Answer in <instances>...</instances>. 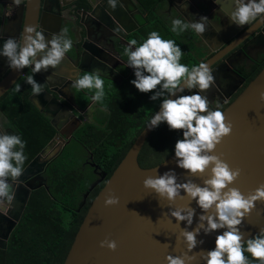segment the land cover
<instances>
[{
  "label": "clouds",
  "instance_id": "clouds-1",
  "mask_svg": "<svg viewBox=\"0 0 264 264\" xmlns=\"http://www.w3.org/2000/svg\"><path fill=\"white\" fill-rule=\"evenodd\" d=\"M108 2L115 9L117 0ZM14 3L19 6L22 0H14ZM215 3L218 4L219 0ZM233 5L234 10L226 13L232 24L240 28L247 25L249 29L264 24V0H233ZM207 30V17L193 16L190 20L173 17L170 20V32L177 36L190 31L202 37ZM73 46L67 29L47 39L42 30L26 26L20 41L9 37L3 42L0 57L6 58L8 68L15 72L31 69L33 74L27 75L25 82L30 85L32 96L36 97L43 93V85L36 81L34 74L57 68ZM184 55L175 40L162 38L158 31L148 33L141 43L132 39L123 48L127 66L135 76L130 83L140 93L151 94L152 102H158L159 110L149 117L145 129L154 130L166 124L169 131L182 132V138L174 146L176 166L194 177L208 176L202 186L191 180L180 183L174 170L160 175L156 167L152 171L157 175L144 180L145 189L166 199L170 205L186 197L201 210L198 223L191 231L189 229L197 216L195 208L170 212L177 224H186L181 236L187 251L180 256L167 255L166 264H193L197 256L189 253H196L194 250L204 243L197 239L202 233L205 236L221 233L216 236L213 250L197 253L203 264H264V229L247 239L241 232L244 221L256 210L257 204L264 203V185L248 195L233 186L240 179L241 170L233 169L214 154L233 131L224 112L219 106L210 107L205 95L214 86L215 77L207 63L200 62L191 68L181 63ZM72 76V89L77 93L85 92L93 105H100L101 110L107 111L104 103L106 73L95 68L90 72H74ZM15 91L20 92L21 86L16 85ZM260 99L264 101V93ZM34 102L39 106L38 101ZM26 147L22 135L0 132V206L10 207L14 203V184L25 171ZM118 204L119 199L114 195L105 200L106 207ZM100 246L113 252L117 249L115 241L105 240Z\"/></svg>",
  "mask_w": 264,
  "mask_h": 264
},
{
  "label": "water",
  "instance_id": "water-1",
  "mask_svg": "<svg viewBox=\"0 0 264 264\" xmlns=\"http://www.w3.org/2000/svg\"><path fill=\"white\" fill-rule=\"evenodd\" d=\"M169 1L176 6V0ZM108 3V0H104L103 6L105 7ZM41 8L42 0H26L24 27H43L44 22L40 21ZM105 9L110 11L107 7ZM219 10L222 16L228 19L226 13H231L234 10V5L222 2L219 4ZM258 25L263 26L264 24ZM245 27L248 26L246 25ZM46 33L49 32L46 31ZM20 38L22 39V35ZM4 41L5 39L3 41L0 40V47H2ZM231 48L230 46L225 53L229 54L230 51L235 49ZM82 50L76 51L75 58L72 59L75 62L73 67L74 72L83 64L85 55L93 54L91 51H87L85 47ZM97 51L103 52V55L105 54V51L99 46ZM214 51L217 53L219 50ZM95 55L98 62H105L100 55ZM95 55L93 54L94 57ZM223 57L219 54L211 59L205 58L202 62L209 64L214 75L219 67L213 68V66ZM71 66V61H67V58H65L57 68H50L48 73L43 72L45 75L38 73V76L46 82L49 91L43 90V93L39 96H32L31 101L34 102L36 98L42 97L46 105H59L62 106V112H67L65 106L53 96V93L58 94V91L48 80V77L52 75L53 77L58 76L63 78L66 76L65 72L69 71ZM24 74L25 69L22 72L12 71L6 77H0L2 79L0 82V100L13 89ZM216 83L215 80L214 86ZM214 86L211 88L213 89ZM262 93H264V68L223 111L227 122L232 125L233 131L231 136L227 137L214 153L225 160L233 169L238 168L241 170V177L233 186L245 195L254 192L256 188L264 185V101L260 99ZM189 94L191 93H187V95ZM0 113L5 116L1 108ZM52 125L59 133L56 136V140L64 142L61 137L63 133L61 132L59 123H52ZM154 131L155 129H144L126 157L107 181L105 187L95 198L75 237L64 264H166L165 258L167 255L180 256L187 251V246L181 236V232L185 230L186 224H177L174 218L171 217L170 212L180 208H195L197 216L194 218L192 228L189 229L191 231L195 229L196 223H198L201 210L195 202L192 203L186 197L183 200L177 199L174 204L170 205L166 199L145 189L144 180L149 176H156L157 173L163 175L165 172L174 170L178 175L180 183L191 180L202 186L203 181L208 176L194 177L185 172V170L179 169L176 166L174 155L157 166V173L152 171L154 168L143 169L139 164V156ZM52 160H48V163ZM39 164H41L40 157L36 158L25 169L24 174L16 182L18 183L16 194L21 190L26 193L24 209L32 193L37 188L46 187V184L37 188L28 185L29 181L37 175V166ZM93 168L99 180L96 181L84 197L78 212L86 206L90 193L107 178V175L101 172L96 164L93 165ZM44 171L45 166L42 165L38 173ZM109 195H114L119 199L117 206H105V200ZM19 219L17 220L19 221ZM261 229H264V203L257 204L256 210L244 221L241 232L247 239L255 237ZM218 234L221 233H213L210 236H205L202 233L197 238L198 241L203 240L204 243L198 245L197 249L194 250L196 253H189V255L197 256L193 264H203L197 253L213 250ZM105 240L115 241L117 244L116 251H110L106 247L102 248L100 246L101 242Z\"/></svg>",
  "mask_w": 264,
  "mask_h": 264
},
{
  "label": "flooded vegetation",
  "instance_id": "flooded-vegetation-1",
  "mask_svg": "<svg viewBox=\"0 0 264 264\" xmlns=\"http://www.w3.org/2000/svg\"><path fill=\"white\" fill-rule=\"evenodd\" d=\"M103 1L42 0L40 21L44 23L43 29H38H42L47 39L62 29H67V35L73 40L74 46L66 56L67 61H71L72 64L71 69L65 72L66 76L61 78L49 75L52 77L49 81L58 91V94L54 92L53 96L65 106L67 112H62V106L46 105L42 97L35 100L38 101L39 106L33 102L38 111L49 119L51 125L52 123H59L64 142L56 140L59 133L52 125L56 130V135L50 147L38 156L41 158V164L37 166V175L28 183L30 187L37 188L46 184L44 176L49 164L69 147L71 149L78 147L84 151L86 162L89 165L93 162L92 153L87 151L79 137L84 127L98 124L107 113L101 110L98 105H93L88 94L85 92L77 93L71 87L75 65L72 59L75 58L76 51H83V47L94 55H100L105 62H98L96 55L95 57L93 54L85 55L84 62L77 71L83 73L90 72L95 68L102 69L106 73L104 79L109 91L112 86L121 87L127 78V74L133 72L127 66L126 57L123 56V48L132 39H146L143 32L151 22V13L159 16L166 27L173 17L189 20L193 19V16L197 18L207 17L209 30L202 37L196 35V46L203 54L201 62L203 59H211L215 55L224 56L213 66V68L219 67L214 73L216 85L205 93L210 101V107L213 109L216 106L223 109L230 102H233L244 91L250 75L264 65V25L259 26L257 24L258 26L256 25L251 29L249 27H235L231 21L222 16L219 10L220 3L226 2L232 5L233 0H219L218 4L215 3V0H176V6L169 0H154L157 5L155 9L153 8V12L150 11L152 7L150 0H117L115 9L109 7V3L105 5L110 11L105 9ZM25 5L26 0H22L19 6L14 3V0H0L1 41L7 40L9 37L18 40L22 35L25 23ZM215 28L220 29L224 36L222 39L219 38L217 42H213V39L217 37ZM117 29L122 31H117ZM237 31L238 33H236ZM98 46L105 51L104 55L103 52L97 51ZM213 46L219 48L217 53L213 50ZM230 46L235 49L226 54L225 52ZM12 71L7 66L6 58H0V77H6ZM43 72L41 71L39 74L45 75ZM30 74H33L31 69L26 68L25 74L16 85H19L22 80L26 81V76ZM34 75L36 81L43 85V90L49 91L46 82L38 74ZM16 85L8 94L12 95L16 92ZM27 89L31 91L30 85H27ZM0 108L2 110L1 104ZM54 110L56 111L53 112ZM8 125L9 121L0 113L1 132H10ZM50 159L53 160L48 163ZM42 165L45 166V171L38 173ZM98 180L99 177L97 176ZM17 184L14 185L15 194L18 188ZM38 189L40 188L36 190ZM25 194L21 190L15 195L14 203L10 207L7 205L0 206V264H7L5 258L12 234L23 220L27 208L26 206L24 209ZM23 209L24 212L22 213Z\"/></svg>",
  "mask_w": 264,
  "mask_h": 264
},
{
  "label": "trees",
  "instance_id": "trees-1",
  "mask_svg": "<svg viewBox=\"0 0 264 264\" xmlns=\"http://www.w3.org/2000/svg\"><path fill=\"white\" fill-rule=\"evenodd\" d=\"M150 1V11L153 12L157 3ZM151 31H158L162 38L176 41L185 54L181 63L191 68L201 62L203 54L197 48V36L192 32L177 36L170 32V24L166 27L154 13H151V22L143 32L146 38ZM142 41L137 40L138 43ZM263 68L264 65L260 66L250 75L246 87ZM133 79L134 72L129 73L121 87L112 86L109 91L105 84L107 115L98 124L84 127L79 137L93 155L92 164L107 175L106 180L90 193L86 206L78 212L84 197L97 181L93 165L86 162L84 151L78 147H69L54 159L44 176L47 188L42 187L32 193L23 220L12 234L5 258L7 264L65 263L93 201L144 131L149 117L159 110L158 102L150 100L151 94L140 93L130 83ZM19 85L21 91L6 95L0 104L9 121L10 132L22 135L27 142L26 169L49 147L56 130L30 100L32 93L26 82L22 80ZM231 103L221 110L224 111ZM180 138L182 132L169 131L168 126L162 124L145 144L139 156L140 166L152 169L165 162L174 155L175 143Z\"/></svg>",
  "mask_w": 264,
  "mask_h": 264
},
{
  "label": "crops",
  "instance_id": "crops-1",
  "mask_svg": "<svg viewBox=\"0 0 264 264\" xmlns=\"http://www.w3.org/2000/svg\"><path fill=\"white\" fill-rule=\"evenodd\" d=\"M234 26H235V25H234ZM215 30H216V33H217V34H216L217 37L213 39V42H217L219 38L222 39V38L224 37L223 34H221V30H220V29L215 28ZM236 33H238V31H237ZM215 47H216V46H213V50H218V49H219V48H217V47L215 48ZM7 124H8V123H7Z\"/></svg>",
  "mask_w": 264,
  "mask_h": 264
},
{
  "label": "rangeland",
  "instance_id": "rangeland-1",
  "mask_svg": "<svg viewBox=\"0 0 264 264\" xmlns=\"http://www.w3.org/2000/svg\"><path fill=\"white\" fill-rule=\"evenodd\" d=\"M49 147H50V145H49ZM49 147H47V149H48ZM47 149H46V150H47ZM98 186H99V185H98Z\"/></svg>",
  "mask_w": 264,
  "mask_h": 264
}]
</instances>
